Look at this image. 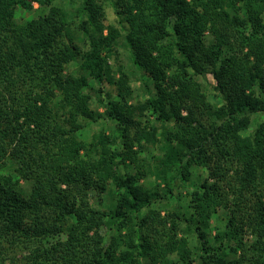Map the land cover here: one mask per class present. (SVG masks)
<instances>
[{
	"label": "trees",
	"instance_id": "1",
	"mask_svg": "<svg viewBox=\"0 0 264 264\" xmlns=\"http://www.w3.org/2000/svg\"><path fill=\"white\" fill-rule=\"evenodd\" d=\"M29 1L47 11L19 22L23 0H0V264H264V0H109V23L105 0ZM90 80L118 99L94 108Z\"/></svg>",
	"mask_w": 264,
	"mask_h": 264
},
{
	"label": "rangeland",
	"instance_id": "2",
	"mask_svg": "<svg viewBox=\"0 0 264 264\" xmlns=\"http://www.w3.org/2000/svg\"><path fill=\"white\" fill-rule=\"evenodd\" d=\"M105 8H106V18H107V23L109 22H114L115 21V14L111 5V2L109 0H105ZM58 5L62 6L65 8L67 12H72V9L76 7V4H72L66 0H61L60 2L57 3ZM47 11V9H41L36 3H33L29 0H23V3L19 5L18 11H17V20L19 22H25L28 19L31 18H37L38 16L44 14ZM119 52H120V58H121V63L123 65V68L125 70V73L128 74L131 77V84L134 90V97H133V103H137L139 101H144L147 99L149 94L154 92L153 87L150 85L149 88L146 86V81L141 75V73L135 68V66L131 62V57L129 53V49L127 44L125 43L124 40L120 41L119 43ZM68 70L70 72H76L77 71V66L75 65H70ZM119 76V75H117ZM202 82L204 83L205 87L208 90V93L212 99V102L214 103H219L220 98L217 96V92L215 91V86L216 82L211 74H208L205 78H202ZM90 85H91V94L93 96V103H94V108L98 107L97 106V100L98 98H105L106 94L110 95L116 99L118 97L116 96L117 94V89L113 85L109 84H104L102 88V94H100V87L95 84L93 80H90ZM258 120H261L259 117L255 118V122L252 125V128L249 130L251 132L255 126L256 122ZM101 129H104L107 131V133H112L113 132V125L108 122V121H100L97 124H94L89 130L90 134H93L94 132H97ZM160 131H163V126H159ZM248 132V133H249ZM154 154H162V149L160 146H158L156 149L153 150ZM145 156V155H143ZM13 166L9 165L7 172H12L13 171ZM130 172L134 171V167H131L129 169ZM208 178V172L204 168L196 167L193 170V177L191 183H187L185 185V188L181 190L183 194L187 190H192L193 185L200 184L203 181L207 180ZM153 179H145L142 181V183L146 186H152L153 185ZM21 189L24 192L26 196L30 194L31 191V185L28 182L21 181ZM116 193V189L114 186H110V191L107 192L106 194L102 195L99 197L95 191L91 193V203L95 208L99 209H105L109 210L113 207L115 201H114V194ZM159 207L161 210H163V214L168 211L169 209H172V205L166 202H163L162 204H159ZM228 217V212L226 210L221 209L219 213L216 215V217L212 220V229H211V234L209 240L212 241L213 236L216 234L218 230H223L225 227V219ZM102 234L108 238V233L106 232V229L102 230ZM191 245L194 246L196 245V240L194 238H191L190 240ZM195 264H201L199 261H197Z\"/></svg>",
	"mask_w": 264,
	"mask_h": 264
}]
</instances>
